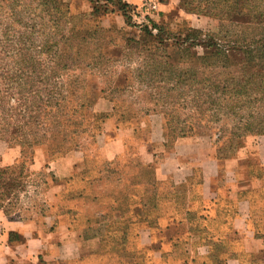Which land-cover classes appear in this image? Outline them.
Returning a JSON list of instances; mask_svg holds the SVG:
<instances>
[{
  "label": "rangeland",
  "instance_id": "374dc122",
  "mask_svg": "<svg viewBox=\"0 0 264 264\" xmlns=\"http://www.w3.org/2000/svg\"><path fill=\"white\" fill-rule=\"evenodd\" d=\"M135 1L130 25L105 0H59L55 20L34 3L37 46L67 47L57 54L60 61L81 51L69 74L94 103V123L83 122L79 148L63 155L51 156L42 146L30 161L0 142V169H16L0 179V206L9 218L51 231L60 245L68 239L73 257L58 264H264V136L245 137L217 160L225 141L221 127L230 122H212L210 111H182L178 95L186 89L194 95L197 84L174 94L161 85L149 88L154 63L198 71V62L171 45L177 39L201 31L202 40L228 46L239 25L187 13L180 0ZM151 22L171 38L167 50L155 40L158 33L147 38L141 32ZM191 52L207 58L215 49ZM227 56L234 66L243 60L235 50ZM168 120L196 128L188 137L165 139ZM157 216L159 223L168 217L182 223L159 235L149 229Z\"/></svg>",
  "mask_w": 264,
  "mask_h": 264
},
{
  "label": "trees",
  "instance_id": "16d2710c",
  "mask_svg": "<svg viewBox=\"0 0 264 264\" xmlns=\"http://www.w3.org/2000/svg\"><path fill=\"white\" fill-rule=\"evenodd\" d=\"M58 1L0 0V142L18 147L30 161L34 151L42 146L47 147L51 156L78 149L83 122L91 119L94 123L91 113L94 103L87 98L84 86L77 80L72 82L69 74L74 66L79 65L81 51L77 50L76 57L73 54L67 57L66 54L60 61L57 54L66 53L67 47L61 52L48 42L37 46L33 37L36 30L32 17L34 3L39 4L40 13L51 10L49 15L55 20L51 13L58 12ZM167 1L159 0L162 5ZM104 3L119 11L125 23L130 25L135 7L123 0H105ZM180 7L190 14L233 21L239 25L236 39L228 42V46H222L220 40L209 36L202 40L205 35L201 31L187 32L182 40L177 39L171 44L198 62L196 72L188 73V70H179L166 63L160 67L157 63L149 66V88L153 90L160 91L155 85H161L162 90L174 94L184 87H191L192 83L197 84L194 95L187 93L189 89L178 95L182 111L184 107H190L199 114L213 112L212 122H220V117L229 120L230 123L221 127L225 141L217 149V160H222L229 157L228 154L233 153L245 137L264 136V0H180ZM26 17L30 18L26 20ZM151 24L149 28L144 26L141 32L147 38L158 33L155 40L167 50L171 38L155 23ZM198 46L214 48V56L199 57L191 52ZM229 50L241 53L242 62L236 66L231 64L227 56ZM172 105L175 107L179 103ZM195 128V124L185 121L168 120L163 125L165 139L174 135L175 140L188 137ZM15 170L0 169V179L4 175L12 176ZM151 196H155L154 192ZM183 209L187 217L192 216L186 207ZM0 211L9 215L2 206ZM160 220L157 216L149 225V229L159 235H166L171 225L180 226L182 223V220L170 217L159 223ZM112 225L118 226L116 222ZM14 237V234L10 235V239ZM213 259L217 260L216 257Z\"/></svg>",
  "mask_w": 264,
  "mask_h": 264
},
{
  "label": "crops",
  "instance_id": "0c3cea01",
  "mask_svg": "<svg viewBox=\"0 0 264 264\" xmlns=\"http://www.w3.org/2000/svg\"><path fill=\"white\" fill-rule=\"evenodd\" d=\"M136 5L135 0H123ZM0 226L3 229L0 245V264H58L72 259L67 240L61 245L33 221L9 218L0 211ZM49 227V226H48ZM14 238L10 239V235Z\"/></svg>",
  "mask_w": 264,
  "mask_h": 264
},
{
  "label": "built area",
  "instance_id": "2783aa9c",
  "mask_svg": "<svg viewBox=\"0 0 264 264\" xmlns=\"http://www.w3.org/2000/svg\"><path fill=\"white\" fill-rule=\"evenodd\" d=\"M150 8L152 9H155L156 8V5L155 4H152L151 6L149 5ZM3 229L2 227L0 226V245L2 244V238H3Z\"/></svg>",
  "mask_w": 264,
  "mask_h": 264
}]
</instances>
